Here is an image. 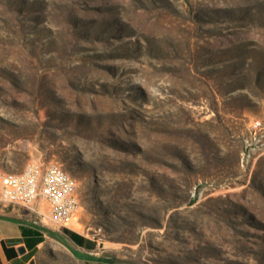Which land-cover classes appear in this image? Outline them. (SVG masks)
<instances>
[{"label":"rangeland","instance_id":"obj_1","mask_svg":"<svg viewBox=\"0 0 264 264\" xmlns=\"http://www.w3.org/2000/svg\"><path fill=\"white\" fill-rule=\"evenodd\" d=\"M31 162L114 257L264 264V0H0V163Z\"/></svg>","mask_w":264,"mask_h":264},{"label":"crops","instance_id":"obj_2","mask_svg":"<svg viewBox=\"0 0 264 264\" xmlns=\"http://www.w3.org/2000/svg\"><path fill=\"white\" fill-rule=\"evenodd\" d=\"M54 247L63 248L77 264H131L72 226H53L33 210L0 203V264H44Z\"/></svg>","mask_w":264,"mask_h":264},{"label":"built area","instance_id":"obj_3","mask_svg":"<svg viewBox=\"0 0 264 264\" xmlns=\"http://www.w3.org/2000/svg\"><path fill=\"white\" fill-rule=\"evenodd\" d=\"M77 189V181L57 163L31 162L22 171L0 163V203L33 210L53 226H67L79 212Z\"/></svg>","mask_w":264,"mask_h":264},{"label":"bare ground","instance_id":"obj_4","mask_svg":"<svg viewBox=\"0 0 264 264\" xmlns=\"http://www.w3.org/2000/svg\"><path fill=\"white\" fill-rule=\"evenodd\" d=\"M68 176H70V179H75L74 177H72L69 173H68ZM76 180V179H75ZM77 181V180H76Z\"/></svg>","mask_w":264,"mask_h":264}]
</instances>
